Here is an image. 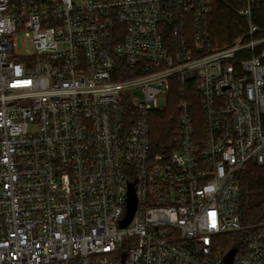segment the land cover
Wrapping results in <instances>:
<instances>
[{
    "label": "built area",
    "instance_id": "built-area-1",
    "mask_svg": "<svg viewBox=\"0 0 264 264\" xmlns=\"http://www.w3.org/2000/svg\"><path fill=\"white\" fill-rule=\"evenodd\" d=\"M217 1L247 24L225 45L208 25ZM257 3L0 0V264H224L233 247V264H264L238 179L264 165ZM173 80L175 146L155 153Z\"/></svg>",
    "mask_w": 264,
    "mask_h": 264
},
{
    "label": "trees",
    "instance_id": "trees-1",
    "mask_svg": "<svg viewBox=\"0 0 264 264\" xmlns=\"http://www.w3.org/2000/svg\"><path fill=\"white\" fill-rule=\"evenodd\" d=\"M232 5V1H230ZM242 25H241V22ZM254 21L264 27V3H257L254 9ZM208 25L214 42H229L242 29L247 28L244 18L239 17L233 7L217 1L212 8L208 17ZM243 27L240 30V27ZM247 30V29H246ZM246 32V31H245ZM225 44V43H224ZM134 73L127 74L133 76ZM123 78L124 75H121ZM188 91L193 93L192 88L188 86ZM179 87L176 80H173L172 88L169 94L170 102L168 109L163 112L153 114L154 124H151V141L155 153H169L174 148V132L176 129L177 115V94ZM193 100L195 101V110H199L201 101L199 96L194 92ZM152 123V122H151ZM238 179L241 186V217L244 224H252L264 221V165H258L253 161L246 163L240 171ZM229 243H226V246Z\"/></svg>",
    "mask_w": 264,
    "mask_h": 264
},
{
    "label": "water",
    "instance_id": "water-1",
    "mask_svg": "<svg viewBox=\"0 0 264 264\" xmlns=\"http://www.w3.org/2000/svg\"><path fill=\"white\" fill-rule=\"evenodd\" d=\"M134 186H135V182L131 183L129 197H128V211L126 217L120 222L121 227H126L131 223L137 208V198H136ZM236 252H237V247L231 248L224 257V264H233ZM124 261L125 258L123 259V262Z\"/></svg>",
    "mask_w": 264,
    "mask_h": 264
},
{
    "label": "rangeland",
    "instance_id": "rangeland-1",
    "mask_svg": "<svg viewBox=\"0 0 264 264\" xmlns=\"http://www.w3.org/2000/svg\"><path fill=\"white\" fill-rule=\"evenodd\" d=\"M239 16V15H238ZM240 17V16H239ZM241 22V21H240ZM241 25H242V22H241ZM243 27L241 26L240 27V30L242 29ZM247 29V28H246ZM246 29H242V33L238 34L236 37H234L231 41L229 42H221L222 40H219L217 42H215L216 44L218 45H225V44H228L230 42H232L233 40H235L238 36L242 35L243 33H245V31H247ZM18 49L21 50V51H25L27 48L31 47V42L29 40H24V39H18ZM225 43V44H224ZM155 123V120L152 118V123L151 124H154ZM240 173V172H239Z\"/></svg>",
    "mask_w": 264,
    "mask_h": 264
}]
</instances>
